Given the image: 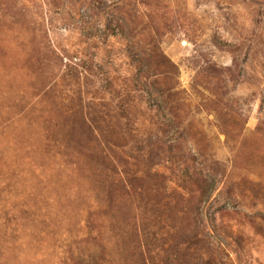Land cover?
Masks as SVG:
<instances>
[{
    "label": "rangeland",
    "instance_id": "1",
    "mask_svg": "<svg viewBox=\"0 0 264 264\" xmlns=\"http://www.w3.org/2000/svg\"><path fill=\"white\" fill-rule=\"evenodd\" d=\"M124 90L184 195L162 208L104 145L139 154L125 120L98 121ZM152 214L174 228L170 264L197 242L264 264V0H0V264H164Z\"/></svg>",
    "mask_w": 264,
    "mask_h": 264
},
{
    "label": "trees",
    "instance_id": "2",
    "mask_svg": "<svg viewBox=\"0 0 264 264\" xmlns=\"http://www.w3.org/2000/svg\"><path fill=\"white\" fill-rule=\"evenodd\" d=\"M156 64H158V62H156ZM165 68L167 69L166 75L169 80L172 78L171 75L175 72L173 71V67L169 69V65H165ZM115 84H116V81L114 83V86L112 84L111 91L113 93H116ZM153 85H158V83L154 82ZM153 85H151L150 87L151 89L153 88L152 87ZM163 85L164 87L165 86L167 87L166 89L167 92L170 93V91L173 90L172 84H171V87L166 85L165 83L162 84L161 86ZM123 92H124V97L121 95V92H118L120 94V96L117 99V106H116L117 109L119 107V111H120L119 113H117L118 115L115 114L117 116L114 118L110 115V112L109 113L103 112L101 114L104 117V119L103 117H99L98 121L102 122L101 124L103 125L106 124V127H109L110 123L114 120H116L117 123H119L120 118L125 120L126 121L125 126H124L125 128L121 129V131L123 130L125 131L121 132L120 135L123 136L124 132H126L130 137L132 136L131 138L135 140V146L134 147L132 146V149H133L132 152L139 153V154L137 155L132 154V157L131 155L130 157H127L124 154H120L119 153L120 150L123 149L124 147H123V144L120 142L122 140L118 139L117 137L118 134L115 132H114L115 139L113 140L111 139L109 143L107 142V144H104V145L106 146V148H108V146L110 147L114 146L117 148L116 151L118 152V155L120 156L119 162H122L121 165H118V164L117 165L119 166V169H121V175H120L121 178L123 177L124 179H126L127 185H125V188L128 189V191L131 194L137 195L142 202L146 200L147 204H151L154 210L158 208H162L164 203L168 204L170 201L174 200L177 196L181 198L184 195L178 192V187L170 181L166 173L162 170L161 164L157 161V159L159 158L161 154L162 149L159 148L160 141L157 139V137H155L153 133L154 131L152 129L153 127H150V128L147 127V129L143 130L141 126L142 123H140L141 121L138 118L137 113L133 111V109L137 107H142V106L140 104L133 105L132 103H134V101H128L126 97V91L124 90ZM164 93L165 92L163 91L160 97H162ZM121 96L123 97V99H121ZM101 107L104 108L105 106L101 105ZM171 110L172 111L170 114L173 115L172 114L173 109ZM96 123L98 122L96 121ZM153 125L156 127L157 123ZM170 125H165V126L171 127L172 125L171 126ZM159 126H163V124L161 123L159 124ZM138 135H141V136H138ZM114 140H116V142H114ZM112 153L116 155L115 151H112ZM147 181L161 184L162 185L160 188L162 190L161 193L158 192L157 195H152V196L147 194L145 190V186H144V184ZM157 196H159L157 199H161V201L157 202L155 200ZM147 221L149 223L150 228H152L153 230L157 229L158 231L156 234L150 233L148 246L151 244H155L156 245L155 249L157 248L160 249L161 254L165 256L164 253H166V256H165L166 260H164V264H170L169 259L171 258V256L173 259L175 257L176 262H178V260H180L179 257H180L181 252L180 251L177 252V248L180 245L177 243V240L174 237L173 226L166 223L167 221L163 218V216L156 215V214H152L151 217L147 219ZM172 240L173 241L175 240L176 244L174 245L175 248L171 249L172 253H169L170 251L169 249L166 251L164 249L169 246ZM192 245L195 247V249L192 251L193 254L191 256L193 264H216V258L212 252L207 251L206 253L204 252L201 253L199 250L200 249L199 242L192 244ZM192 245L188 246L186 250L191 251ZM154 253L155 251H153V253H150L147 259L148 262L146 264H158L159 263L158 261L160 258V254L158 253L154 254Z\"/></svg>",
    "mask_w": 264,
    "mask_h": 264
}]
</instances>
